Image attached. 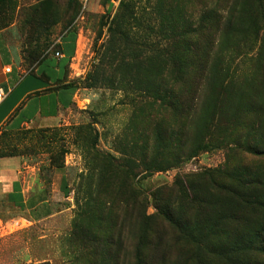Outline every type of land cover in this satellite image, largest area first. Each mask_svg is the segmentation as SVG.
Returning a JSON list of instances; mask_svg holds the SVG:
<instances>
[{
    "label": "rangeland",
    "instance_id": "1",
    "mask_svg": "<svg viewBox=\"0 0 264 264\" xmlns=\"http://www.w3.org/2000/svg\"><path fill=\"white\" fill-rule=\"evenodd\" d=\"M74 1L52 0L40 14L38 0H0V36L20 56L27 42L52 56L57 40L75 35L66 71L78 87L43 146L34 135L47 128L0 130V155H15L12 179L26 201L0 195V264L239 263L225 253L249 228L215 206L220 193L208 186L227 170L243 179L247 166L264 178V0H165L173 16L183 12L174 28L160 26L154 0H110L109 11L90 0L77 13ZM173 97L184 113L171 109ZM236 205L253 227L264 219ZM200 207L216 228L202 244L161 213L204 227ZM248 258L264 262V253Z\"/></svg>",
    "mask_w": 264,
    "mask_h": 264
},
{
    "label": "trees",
    "instance_id": "2",
    "mask_svg": "<svg viewBox=\"0 0 264 264\" xmlns=\"http://www.w3.org/2000/svg\"><path fill=\"white\" fill-rule=\"evenodd\" d=\"M52 0H38V4L36 6V10L40 12V14H45L46 12L50 11L52 3ZM105 4L107 5V11L110 10L111 3L110 0H104ZM74 7H76V13L81 7V3L78 0L74 1ZM262 8L261 1L258 4V9ZM152 11L156 14L157 17L160 19V26H165L167 23L171 24V28L173 27V22H180L182 21V11H176L174 16L172 15V8L169 6V3H165V0H154V4L152 5ZM49 14V13H48ZM74 19L72 17L69 21H67V25L71 23V21ZM163 20L164 22H162ZM49 21V20H48ZM47 21V22H48ZM73 35V43L75 41L74 37L75 35L72 32H68ZM191 32L188 31H182V34H186L187 36H190ZM53 46V45H52ZM53 47L54 53L58 51L59 46L56 43ZM49 45L46 46H37L34 42H27V47L21 50V64H27L29 67L28 73H33V68L38 65L42 60L46 59L47 57H54V54L51 56V53L48 52ZM69 62V61H68ZM68 65V64H67ZM67 78L60 80L58 83V86H61L63 82H66ZM66 89H72L76 90L78 87L75 83V81H68L64 86ZM57 87H54L53 89H56ZM49 91L52 89H48ZM193 103V100H192ZM171 109L174 110L177 109L179 113H184V103L182 100L176 99L175 97L171 98ZM47 129H40L36 131L34 137L37 139L36 143L38 145L43 146L44 142L47 139H54L53 132H55V129H52L50 132L51 135L47 136ZM27 134V132H25ZM24 139L25 137H21ZM15 155H11V153H8L7 155L2 154L0 155V159H10L14 158ZM105 165V163H104ZM111 166V163L109 162V167ZM247 166L244 168V176L243 179H241L242 175L240 170H227L223 174L225 176V180L222 182H213V179H210L209 181V188L214 189L217 187V194L220 193V198L214 200L216 203L215 206H218V209L225 213L227 215V218L230 220H233L238 228L241 227H248L245 232L241 233L239 235L240 239L235 240L233 242V245L230 246V251H226L225 256L226 259L229 262L235 263L236 259L234 257V254L237 253L238 262L236 264H264L260 258L252 259L250 260L248 258L249 255L255 254V253H264V219L260 220V222L253 227V218L251 215H244L242 213L236 204H240L242 206H248L252 208H256L254 211L256 212V216H261L264 218V178L260 177V175L252 176L251 168ZM255 173L258 174L259 171L255 170ZM226 181V182H224ZM61 185L65 188L66 181L62 178L61 179ZM247 188V189H246ZM251 188L254 190V194L251 193ZM220 190V192H219ZM256 190V191H255ZM249 192V193H248ZM66 193H68L66 191ZM65 193V194H66ZM214 193L213 190H210L208 192H205L204 194L207 195L206 198L209 195H212ZM191 194V200L192 201H201L197 199V195H195V191L192 188ZM223 196H227V199H223ZM42 198L41 194L37 195L36 199L29 198V204H32L36 202L37 200H40ZM31 199V200H30ZM232 199V200H230ZM213 199L208 198L207 203L210 205ZM206 199L204 203H201L200 206L206 205ZM236 203V204H234ZM17 205L20 208L24 207V204L22 201H20ZM200 207L198 208V213L201 219L205 221V226L207 227H201L202 224H193V225H185L182 222V219L180 216L177 217L171 212H168L167 210H163L161 213L163 215V218L166 219L175 229L179 231L180 237H184L185 239H188L192 241L193 243L197 240L198 242L203 240L204 237H207L208 235H214L216 228L213 226L215 225V222H213V216L209 214V216L205 213V208ZM218 211V212H220ZM180 215V214H179ZM142 241H139L138 250L140 251V248L142 246ZM241 242L242 244H240ZM203 243L202 241L200 242ZM239 256L243 257V259H239ZM144 261L142 258H139L136 262V264H143ZM44 264V263H41Z\"/></svg>",
    "mask_w": 264,
    "mask_h": 264
},
{
    "label": "crops",
    "instance_id": "3",
    "mask_svg": "<svg viewBox=\"0 0 264 264\" xmlns=\"http://www.w3.org/2000/svg\"><path fill=\"white\" fill-rule=\"evenodd\" d=\"M56 43L60 59L47 57L33 68V73H20V48L10 47L0 36V87L5 92L0 103V130L16 132L24 128L55 127L73 104L78 91L63 87L72 78L66 69L76 53L73 35L67 33ZM65 77L67 81L58 86ZM15 164L14 159H0V195H5L12 204L20 201L25 204L18 179H12Z\"/></svg>",
    "mask_w": 264,
    "mask_h": 264
},
{
    "label": "built area",
    "instance_id": "4",
    "mask_svg": "<svg viewBox=\"0 0 264 264\" xmlns=\"http://www.w3.org/2000/svg\"><path fill=\"white\" fill-rule=\"evenodd\" d=\"M78 1H79V2L81 3V5L84 7V6H86V5L88 4V2H89L90 0H78ZM54 57L57 58V59H60V58H61V52H60V51H56V52L54 53ZM6 72H9V69H6ZM4 96H5V92H4L3 88L0 87V103H1V101L4 99Z\"/></svg>",
    "mask_w": 264,
    "mask_h": 264
}]
</instances>
